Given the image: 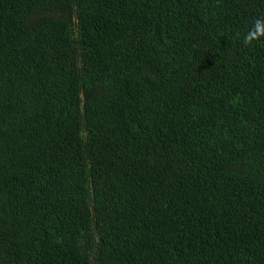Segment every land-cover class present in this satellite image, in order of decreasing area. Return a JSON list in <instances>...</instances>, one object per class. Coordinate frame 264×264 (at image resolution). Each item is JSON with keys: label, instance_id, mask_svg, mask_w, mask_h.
<instances>
[{"label": "trees", "instance_id": "1", "mask_svg": "<svg viewBox=\"0 0 264 264\" xmlns=\"http://www.w3.org/2000/svg\"><path fill=\"white\" fill-rule=\"evenodd\" d=\"M258 21L264 0H0V264H264Z\"/></svg>", "mask_w": 264, "mask_h": 264}, {"label": "clouds", "instance_id": "2", "mask_svg": "<svg viewBox=\"0 0 264 264\" xmlns=\"http://www.w3.org/2000/svg\"><path fill=\"white\" fill-rule=\"evenodd\" d=\"M257 31H258L260 34H264V27H261L259 21L257 22ZM256 35H257V32H253V33L251 34V36L247 37L246 39L250 42V40H251L252 38H254Z\"/></svg>", "mask_w": 264, "mask_h": 264}]
</instances>
